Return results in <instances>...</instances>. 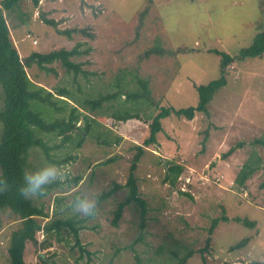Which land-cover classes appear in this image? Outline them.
<instances>
[{"label":"rangeland","instance_id":"374dc122","mask_svg":"<svg viewBox=\"0 0 264 264\" xmlns=\"http://www.w3.org/2000/svg\"><path fill=\"white\" fill-rule=\"evenodd\" d=\"M4 15L29 78L57 96L67 92L91 118L81 148L52 152L54 160L75 157L60 165L66 178L44 197H32L48 220L80 222V243L66 228L58 236L39 231L37 244L26 246L27 264H42L41 257L49 264H176L190 251L187 264L264 263V147L252 146L264 135V55L228 67V84L208 115L163 119L150 142L161 107L196 106V88L220 78L222 54L236 59L264 31V0H21ZM52 51L71 52L79 71H68L60 60L39 65L30 59L33 52ZM125 90L136 101H126ZM126 112L140 119L121 120ZM241 142L243 148L223 157ZM254 151L263 168L240 188L235 179ZM134 160L148 205L143 230L135 204L124 209L117 227L112 223L128 195ZM166 161L184 167L174 187L164 183ZM31 163L49 164L39 152ZM116 185L123 188L100 199ZM78 194L96 199L95 215L71 211ZM222 217L229 220L210 235L212 221ZM237 218L257 224L246 227ZM19 222L11 209L2 212L0 264L8 262L10 234ZM247 238L245 247L233 249Z\"/></svg>","mask_w":264,"mask_h":264},{"label":"trees","instance_id":"16d2710c","mask_svg":"<svg viewBox=\"0 0 264 264\" xmlns=\"http://www.w3.org/2000/svg\"><path fill=\"white\" fill-rule=\"evenodd\" d=\"M20 1L0 0V179L5 181L3 188L0 189V227L1 214L5 209H11L13 213L19 216L20 220L19 226L10 234L8 247L9 257L6 264H27L24 258L26 246L29 242L37 244V233L42 230L49 235L54 233V235L58 236L62 229L66 228L74 234L77 241L79 240L80 231L85 229L80 222L73 218H53L48 220L49 213L45 212L44 205L37 204L32 197L27 199L21 197L17 189L22 172L35 168L31 163V157L35 152L41 153V156L46 159V162L58 166L66 164L70 160H75L72 154H68L62 160H54L52 158V152L60 148H67L68 146L81 148L86 139L85 129L89 127L91 121L88 115L82 113L78 107L70 103V94L64 92L57 96L54 92L34 83L29 78L24 61L10 38L9 26L4 15L5 10L10 11L16 8ZM28 1L38 2V0ZM71 54L68 51H52L46 54L33 52L30 59L36 60L39 65L60 60L68 71L77 72L80 67L70 61L69 57ZM263 55L264 31L259 32L254 38L252 45L242 49L236 59L229 54H222L220 63L221 76L207 85L196 88L199 96L196 106L180 109L174 107L160 108V112L154 119L152 139H150V142H155L153 139L154 135L162 130L161 121L163 119L176 116L193 120L198 113L208 115L209 106L215 95L228 84V67L234 64L237 59L258 58ZM120 95H125L126 101H136L133 94H130L127 90L122 91ZM131 118L140 119V115L138 113L132 114L126 112L121 120ZM81 121L84 122L85 126L82 127V125H79ZM53 140H60V142H54L51 145L50 142ZM244 146L245 143H239L236 147H232L223 157L229 158L236 150ZM252 146L264 147V135L261 138L255 139L252 142ZM111 161L108 160L106 163ZM166 165L168 168L164 183H169L174 187L183 174L184 167L170 164L168 161H166ZM262 168L263 160L254 151L237 175L235 179L236 185L244 188L246 182ZM136 169L137 164L136 160H134L126 185L128 195L115 210L112 223L117 227L124 209L131 204H135L140 210L141 228L143 230L145 228L148 205L140 196L137 179L135 177ZM80 178L78 177L74 181L77 183ZM58 185H60L59 182L49 186L45 195L54 186ZM261 187L264 188V181ZM120 188L123 187L116 185L109 192L104 193L100 199L106 200L110 198ZM57 202H60V199H57ZM45 220L48 221L43 223ZM221 220L227 222L229 219L227 217L214 219L209 228L210 235L213 234ZM236 221L250 228H254L257 224L256 221H250L249 219L237 218ZM249 241V238L243 239L233 249L243 248ZM208 242H210V239H208ZM78 243L80 242L78 241ZM192 255V251L188 252L183 257H180L176 264H187V261ZM41 263L49 264L42 257ZM136 264H141V262L138 260ZM251 264L264 263L253 262Z\"/></svg>","mask_w":264,"mask_h":264},{"label":"clouds","instance_id":"9594fccd","mask_svg":"<svg viewBox=\"0 0 264 264\" xmlns=\"http://www.w3.org/2000/svg\"><path fill=\"white\" fill-rule=\"evenodd\" d=\"M67 173L56 164H45L38 168L27 169L22 172L18 184V193L23 198L42 197L46 194L49 186L66 178ZM5 181L0 179V189ZM69 207L72 212L91 217L97 211V201L88 195H75L70 201Z\"/></svg>","mask_w":264,"mask_h":264},{"label":"built area","instance_id":"2783aa9c","mask_svg":"<svg viewBox=\"0 0 264 264\" xmlns=\"http://www.w3.org/2000/svg\"><path fill=\"white\" fill-rule=\"evenodd\" d=\"M29 38H30V35H29ZM33 44H37V41L36 40H34L33 41ZM189 181V179H187V182Z\"/></svg>","mask_w":264,"mask_h":264}]
</instances>
